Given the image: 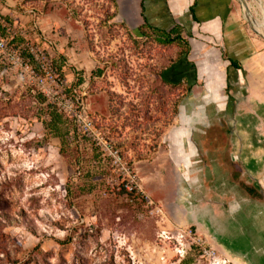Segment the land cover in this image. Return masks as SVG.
Here are the masks:
<instances>
[{
	"label": "rangeland",
	"instance_id": "rangeland-1",
	"mask_svg": "<svg viewBox=\"0 0 264 264\" xmlns=\"http://www.w3.org/2000/svg\"><path fill=\"white\" fill-rule=\"evenodd\" d=\"M64 3L63 12L84 29V65L71 58L62 67L68 57L49 50L55 46L40 36L38 22L18 18L11 26L40 72L23 58V46L3 35L0 264H264V184L237 192L225 182L224 197L213 181L207 192L196 172L203 161L174 157L187 154L188 134L178 137L179 128L220 124L205 120V109L212 116L241 108L246 121L254 111L264 146V100L246 102L242 92L243 101L233 102V86L227 92L196 84L184 61L195 41L158 43L150 28L115 20L112 0ZM230 3L249 54L243 60L264 62V0ZM33 9L17 12L37 21ZM182 32L190 37L185 26ZM170 67L180 78L174 83L163 79ZM48 103L60 114L53 127Z\"/></svg>",
	"mask_w": 264,
	"mask_h": 264
},
{
	"label": "crops",
	"instance_id": "crops-1",
	"mask_svg": "<svg viewBox=\"0 0 264 264\" xmlns=\"http://www.w3.org/2000/svg\"><path fill=\"white\" fill-rule=\"evenodd\" d=\"M112 1L115 20L123 22L128 27L136 29L144 26L165 31L175 28L181 37L187 38L189 45L192 46L191 40H194L195 44L192 47L195 46V48L193 51L189 50L190 53L184 61L192 64L196 84L202 83L212 91L220 87L223 90L227 89V92L233 86L234 93H229V101L233 102L243 101L242 92L247 94L246 102L264 100V62L251 64L243 60L249 54L243 52V35H239L241 33L234 30L236 15L230 7V0ZM27 4L34 7L33 13L40 11L37 21L30 15L23 17L17 12V9L27 7ZM64 4V0H0V15L4 14L2 16L10 25L18 23L16 22L18 18L38 22L39 29L44 30L40 36L51 39L55 46L50 47L49 50L68 57V59L63 57L62 67L67 65L66 60L71 62V58L84 65V59L88 54L84 44V29L79 26L78 19L70 13L63 12ZM24 11L28 10L24 8ZM184 26L190 37L182 36ZM239 39L240 48H238ZM210 43L214 45L210 47ZM236 43L237 46L233 50L232 47ZM224 52L228 53L225 58L222 57ZM230 60L238 67L232 66ZM82 64L78 68H83ZM168 71L165 69L162 73L165 81L174 83L180 79L175 76L173 67H170ZM84 75L85 72L82 71V75L78 77L81 84H84ZM237 93L239 95H235ZM210 98L214 102L219 101L216 95ZM194 112L195 116H201L197 110ZM203 113L205 120L220 118V124L204 127L195 124L188 131L186 128H179L174 132L178 137H185L188 134L187 154L179 152L174 157L187 159L188 162L191 159L203 161V168L196 172L204 175V186L207 192L213 193V189L209 188L211 185L209 183L213 181L221 183L222 190L225 189L224 197L230 195L229 186L222 185L225 182L235 185L237 192L243 185L250 187L257 182L264 184V146L255 128L254 111L251 110L247 121L244 120L241 108L224 112L225 115L219 110L213 111L212 116L206 109ZM220 113L223 114L222 117H219ZM224 213L227 214L225 211Z\"/></svg>",
	"mask_w": 264,
	"mask_h": 264
},
{
	"label": "trees",
	"instance_id": "trees-1",
	"mask_svg": "<svg viewBox=\"0 0 264 264\" xmlns=\"http://www.w3.org/2000/svg\"><path fill=\"white\" fill-rule=\"evenodd\" d=\"M115 14V13H114ZM153 32V34L155 35V38H156V41L158 43H161V44H169V43H172L174 41H177V42H184L185 40L179 35L178 31L174 28L168 30V31H165V30H162V29H155V28H150ZM0 34L3 36H7L9 35L10 37V42L11 44L14 45V47H18V46H23V49H22V55H23V58L28 62V64H31L32 66V69H34L36 72H40L41 69H40V65L39 63L36 61L35 57L33 55H31L30 53V48L29 46L27 45V43H25V40L24 38L22 37L21 33H17V32H14V33H10L9 31H7L5 28H1L0 27ZM187 51L185 52L184 54V58L187 59ZM230 63L232 66L234 67H238L237 64L235 62H233L232 60H230ZM59 70H61V68H59V66H57ZM165 81V80H164ZM48 106V111H49V114H50V121L48 123H46L48 126H54L56 125L57 123L60 122V114L57 112L55 106H53L52 104H47ZM58 136H61L58 133H56Z\"/></svg>",
	"mask_w": 264,
	"mask_h": 264
},
{
	"label": "built area",
	"instance_id": "built-area-1",
	"mask_svg": "<svg viewBox=\"0 0 264 264\" xmlns=\"http://www.w3.org/2000/svg\"><path fill=\"white\" fill-rule=\"evenodd\" d=\"M0 27L1 28H5L7 31H9L10 33H12L13 29L12 26L6 21V19L4 18V16L0 15ZM6 46V40L4 39V37L0 34V50L4 49ZM88 124H90L88 122ZM111 152V151H110ZM111 153L115 154V151H112ZM130 189H132V187H129ZM157 212H162L161 208H156ZM203 253L205 254H209L208 251L206 249H204ZM210 255V254H209Z\"/></svg>",
	"mask_w": 264,
	"mask_h": 264
},
{
	"label": "bare ground",
	"instance_id": "bare-ground-1",
	"mask_svg": "<svg viewBox=\"0 0 264 264\" xmlns=\"http://www.w3.org/2000/svg\"><path fill=\"white\" fill-rule=\"evenodd\" d=\"M255 7H256V6H255ZM260 7H261V6H260ZM262 8H264V7H262ZM251 20H252V19H251ZM253 22H255V21H253ZM254 24L257 25L258 27H260L258 23H254Z\"/></svg>",
	"mask_w": 264,
	"mask_h": 264
}]
</instances>
